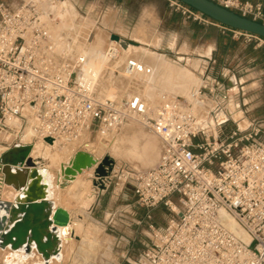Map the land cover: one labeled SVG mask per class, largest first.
<instances>
[{"label":"built area","instance_id":"2783aa9c","mask_svg":"<svg viewBox=\"0 0 264 264\" xmlns=\"http://www.w3.org/2000/svg\"><path fill=\"white\" fill-rule=\"evenodd\" d=\"M64 1L0 2V136L8 137L0 140L2 152L24 145L27 129L34 140L49 138L54 144L84 133L114 132L128 119H137L159 138L160 153L155 166L129 175L135 200L125 209L136 226L142 224L136 219L139 208L147 211L146 220L159 206L170 218L164 226H147L149 239L130 264H264V118L239 128L231 119L241 112L239 105L223 84L210 80L206 69V84L191 98L214 121V130L179 98H165L156 108L137 95L100 100L94 88L78 80L89 60L82 49L87 39L76 28L51 30L59 24L55 6ZM210 1L264 25L260 5ZM168 6L193 22L218 26L233 39L264 43L255 35L208 23L209 18L177 0H168ZM119 56L117 42L104 50L109 63ZM121 69L127 77L152 74L133 58ZM107 180L109 176L95 179L96 187H108ZM3 187L0 178V201L5 200ZM231 224L244 233L233 232Z\"/></svg>","mask_w":264,"mask_h":264},{"label":"rangeland","instance_id":"374dc122","mask_svg":"<svg viewBox=\"0 0 264 264\" xmlns=\"http://www.w3.org/2000/svg\"><path fill=\"white\" fill-rule=\"evenodd\" d=\"M9 1L10 0H0V2L6 3ZM148 4L149 3L146 1L145 5L148 6ZM101 16L102 15H97L96 17L87 18L90 19V22L86 20L88 21V24L79 26H89L90 30L98 29L101 30L100 34L106 35V39L104 37L102 38L107 40V43H104V47L100 46L99 50L101 51H96L92 48V51L95 52L94 55H96V53L98 55L104 54V50L107 45L110 44V42H114L110 39L111 35H117L118 37L122 39L124 38V40L129 41L131 38L130 36L134 32V30H138V32L141 33V35H144L146 40H148V46H146V44V47H137L134 43H128L138 49L141 59H147L148 57L146 56H161L168 58L171 62H174L175 64L185 68L186 70L187 68L192 70V68H197L193 66L194 64L192 62H199L198 60L202 59L200 57L201 54L197 53L198 51H200L198 49H200L201 47L189 50L186 55H183L181 53L185 52V49H180L183 42L186 39H191V37L188 35L189 25L192 23L194 24L191 29L193 30V34H195L194 37H192L194 44H197V41L200 40V31L198 27L209 28L206 40H211L216 35V32L211 24L201 25L181 15L179 18L175 17L174 19H169L170 16L163 13V17L160 19L162 22L160 24L159 18L146 11L145 15L141 17L142 19L139 18V20L141 19L143 21L142 23L139 24L136 22L128 27L121 23L120 17L116 14H114L113 16L111 14L106 15L107 17ZM136 16L137 15H133L134 20L138 18ZM105 17L108 21H105ZM79 19L85 20L83 18ZM102 20L103 22L105 21V23L101 24ZM207 21L208 23L212 22L210 19H208ZM76 23L78 24V20L76 21ZM77 24L75 26H72L71 28L78 29L79 27ZM109 29H111V31H108ZM80 32L81 31H79V34L81 36ZM95 32V30L87 32L86 36H84V39L87 40L85 42L84 40L82 41V44H84V46L82 45L83 51H86V48L88 47L90 48V46L98 39L94 38ZM253 41H255L254 45H259V47L261 48L264 47V43L257 40H252L248 43H251ZM94 55L92 56L93 58L91 57V59H94ZM91 59L90 62L87 63L84 67L83 72L80 74L81 78L79 79L84 83L92 81L93 87L95 89V97L99 98L100 100L110 99L106 98L111 96L105 93V80H107L109 76L110 80L113 79V82L116 83L117 79L122 73V71L120 70L122 65H115L112 70V74H109V72L107 71L101 73L97 71L98 73L94 74V76H91V72H93V70L90 69L91 66H89L92 63ZM106 63L110 64L109 62ZM209 68L210 69L207 75L209 76L210 80H213V82L223 84L225 86L228 79L220 76L222 67L220 68L217 65L214 67V71L216 73H219L218 76L216 75L218 77L217 79L213 77L215 76V74L212 75L211 73V65L209 66ZM191 70L189 71L192 72ZM99 74H102L101 78L98 76ZM197 80L198 79L196 78L192 83L189 84L187 82L186 84H184L186 86L181 88L179 93H177L178 95L176 94L174 95V97L179 98L181 102L186 100L181 93H187V91L191 92L194 86H190L193 85L194 82H197ZM199 80L200 81L198 82V88L206 84L203 83L204 80L202 78V74ZM247 85L248 83L243 84V91H247L249 89V86L246 87ZM240 88L241 86H239L238 89L240 90ZM226 89H232L231 91H233V87L230 86L229 88L226 87ZM126 90L118 89V94L115 95V98L122 99L126 96H129V92L128 90ZM160 91L162 90L159 89L157 93L159 92L160 94ZM230 95L232 96V92H230ZM165 98L171 99L173 97L166 94ZM155 100L158 101L156 102L157 106L162 104L163 102V100L160 98H156ZM231 110L232 107L229 108L230 112H232ZM199 116L203 118L204 114L200 113ZM247 116L246 118H248ZM241 118L242 116L239 111H235V113H232L231 115V119L234 121H244V119ZM86 143L89 145L88 150L85 149ZM160 144L161 143L159 138L149 132L145 127H143L137 119H128L121 128L114 132L105 134L99 131L86 134L84 133L81 140L79 139V141H77L76 143L74 142L67 145L65 151L67 156L66 161H68L69 158L77 151H88L90 152V154L95 155V157H98L99 159L108 157L110 160H112L113 165L109 173V180H107V182H109L108 187H96L93 170L86 172V174L80 177L83 186H88V188L91 189L90 192H93L91 204L93 203L95 197V204H93L92 208H90L91 204L89 207L82 206V199L88 193V188L87 191L86 189L81 190L80 188H77L79 192L83 193L82 195L78 193L76 188H74V190L69 189L70 192H68L69 190H66L67 192L64 190L60 194L61 196L58 205L62 206L71 213L70 215L72 218V225L69 228H71L70 231L74 229V231L76 232H74L76 234V237L71 238L68 242L64 243L61 250V258L58 264H130L139 257L144 246L147 243V240L149 239L147 226L149 224H152L154 227L164 226L170 218V214L165 207L159 206L149 212L150 220H146L147 211L145 209L139 208L138 210H136V219L141 220L142 224L140 226H136L130 214L126 212L127 209H125L126 205L134 204L135 200L133 196V188L129 184V175L134 174L138 171L148 170L155 166L159 158ZM116 146L120 147L118 148V150L114 151L113 148H115ZM1 147L2 145L0 144V149ZM88 173L91 175H89ZM53 174H55V171L53 172ZM69 193L72 194L71 197L69 196ZM73 195H75L74 199H72ZM76 195H80V197H78L77 199ZM74 224H77V226H75ZM0 264L43 263L38 256H35L29 260H24L21 259V254L10 253L8 258L6 259L5 257H3L2 252H0Z\"/></svg>","mask_w":264,"mask_h":264},{"label":"bare ground","instance_id":"6f19581e","mask_svg":"<svg viewBox=\"0 0 264 264\" xmlns=\"http://www.w3.org/2000/svg\"><path fill=\"white\" fill-rule=\"evenodd\" d=\"M55 17H57L56 12H55ZM68 18H71V17H68ZM65 27H66V24H64V26L62 28L59 27L58 30L64 29ZM54 32H56V31H54ZM100 37L96 40V42H94L90 46L91 49L88 47V48H86V51H84V54L89 56V60L87 63L90 62L91 57L95 53L92 51V48L97 51L100 49V46L102 47L104 45V43H107V42H105V39H106L105 37H104L105 39L100 38ZM121 42L124 43V46L121 44ZM121 42H117V44H119V46H120V56L118 57V60L113 62V63L107 64L106 63L107 61L104 58V54L98 55L96 53V55H94L95 57H94V59H91L92 63H91V65H89V66H91V68L88 67V68L93 70V72H91V74H92L91 76H94V74L98 73L97 71H99V73L107 71V72H109V74L110 73L112 74V70H113L114 66L117 64H120V66H121L127 58H133L136 61H138L139 63L143 64L145 67L150 68L152 70V74L151 75H134L132 77H127L124 75L123 70L121 69L122 67H121L120 70L122 71V73H121L119 78L117 77L118 79H117L116 83L113 82V79L110 80L109 76H108L107 80H105L106 82L105 83L103 82L105 89H106L105 93L107 95L111 96V97H106V98L113 99V98H115V95L118 94L117 93L118 89H121V90L127 89L129 92V95H137L147 104V106L149 108L150 107L156 108L157 107L156 102H158L155 100L156 98L157 99L160 98V99L164 100L166 94L174 97V95L179 93L181 88L186 86L184 84H186L187 82L190 84L193 81H195V79L191 76L189 71H187L185 68L175 64L174 62H171L168 58L161 57V56L160 57L150 56L151 57L150 58L149 56L145 55L150 60L148 58H147L148 60L147 59H145V60L141 59L140 55H139L140 52L138 51V49L135 46L130 45L123 40H121ZM112 43H115V41L110 42V44H112ZM110 44H108V45H110ZM99 51H101V50H99ZM197 67H199V66H197ZM103 75H105V74H103ZM98 76L101 78L102 74L101 75L99 74ZM79 78H81V77L79 76ZM78 80H79V83L82 86H84L85 88H87V89L94 88L92 81L84 83V82L80 81V79H78ZM199 81L200 80L198 79L197 82H194L193 85L190 86V87L194 86V88L191 90V92L187 91V93L183 92L181 94L184 96V98L186 99V102L189 105L188 107H186V109L188 111L193 112L196 115L197 119L200 122H202L204 125H206L209 129L214 130V126H215L214 121H212L206 115L205 109L199 108L198 105L196 104V102L191 98L192 92L194 90H196L199 86V84H198ZM201 84H202V82H201ZM185 88H187V87H185ZM116 89H117V91H116ZM159 89L162 90V91H160V94H159V92L157 93V91ZM200 113L204 114L203 118H201L199 116ZM236 121H238V120H236ZM237 123H238V126L240 128H244L247 125V121L245 123L244 121L239 120ZM105 133H110V132H104V134ZM82 135H80L77 138H73L69 141H64V140L63 141H56L54 144H49L47 142L34 140L32 132L28 129L23 133L22 141H23L24 145L30 146V149H31L30 150V156L38 164L39 168L37 169V172H38V176H39V183L41 185H43V190H44L45 196L48 199V201L50 202L52 210L57 206L61 207L60 205H58V202L60 200V196H61L60 194L64 190L66 191L69 189L74 190V188H76V189L80 188L81 190L86 189V191H87L88 186L84 187L83 183L80 180V177H82L83 175L81 176V174H80L74 178H71V177L66 178L62 174V171L60 170V167L61 166L65 167L69 163V161L73 157V155L75 154L74 153L69 158V160L66 161L67 156H66L65 151H66L67 145L74 143V142L76 143L77 141H79V139L81 140ZM5 139H8V137L7 136H0V140H5ZM85 146H86L85 149L88 150L89 145L86 143ZM119 147L120 146H116L115 148H113V150L116 151V150H118ZM84 152H86V151H84ZM0 153H2V147L0 149ZM86 153L90 154V152H88V151ZM90 155L98 161H100L102 159V158L99 159L98 157H95V155H92V154H90ZM8 169L11 171L12 174H14L15 171H19L20 173H22V171H24L23 169L17 168V167H8ZM92 170L93 169H90L87 171H92ZM54 171H55V174H53ZM89 175H91V174H89ZM2 190H3V195H4L3 197L5 198V201L7 203H9L10 206H15L16 202L20 201L22 198V189H20L17 186H9V187L6 186V187H3ZM77 191H78V189H77ZM90 191H91V189L88 188V193L87 194L85 193L86 196L82 199V206H84V207H87V206L89 207L91 202H92L93 192H90ZM68 192H70V190ZM71 193H69L70 197L73 194V193L72 194ZM78 193H80V195L83 194L82 192H79V191H78ZM80 195L79 196L76 195L77 199H78V197H80ZM74 196L75 195H73L72 199H74ZM94 196H95V192H94ZM63 209H65V208H63ZM66 211L68 212V214L70 216V220H69L68 225L66 227H52L51 228L52 232L54 234H56L59 238L60 251H59L58 255L51 257L50 260H48V261H44L43 259L40 258V256H38L34 252V250L30 249L31 246H24L18 251H12L9 248H5V249L0 248V252H2L3 257H5L7 259L8 256L10 255V253L21 254V259H24V260H29L35 256H38L43 264H58L60 261V258H61V250H62L64 243L68 242L69 239L76 237V234H75L76 232L74 231V229H72L70 231L71 228H69V227L72 225V218H71L70 212L68 210H66ZM0 217L2 218L3 225L5 227H8L10 223L8 221L4 222V219H6L9 216L3 209H0ZM78 221H80V220H78ZM74 225L77 226V224H74ZM230 228L233 230V232H235L238 235H242L244 233L242 228L239 226L231 224Z\"/></svg>","mask_w":264,"mask_h":264},{"label":"water","instance_id":"95a60500","mask_svg":"<svg viewBox=\"0 0 264 264\" xmlns=\"http://www.w3.org/2000/svg\"><path fill=\"white\" fill-rule=\"evenodd\" d=\"M190 7L211 21L220 25L246 32L264 39V25L238 14L226 10L210 0H177ZM115 42L124 40L117 35H111ZM125 42L133 43L132 41ZM124 46V43L121 42ZM45 142L51 144V139ZM30 146L15 145L0 153V178L5 186H17L22 189V198L15 206H10L5 200L0 201V209H3L9 217L4 219L10 224L5 227L0 217V248H9L18 251L24 246H31V250L44 261L59 254V238L51 230L52 227H66L70 216L62 207H55L45 196L43 185L39 183L37 169L38 164L30 156ZM112 160L104 157L100 161L84 151H77L69 163L60 167L66 178H74L85 170L93 169L95 179L109 176ZM8 167L21 168L24 171L14 174Z\"/></svg>","mask_w":264,"mask_h":264},{"label":"crops","instance_id":"0c3cea01","mask_svg":"<svg viewBox=\"0 0 264 264\" xmlns=\"http://www.w3.org/2000/svg\"><path fill=\"white\" fill-rule=\"evenodd\" d=\"M146 1L149 3L148 6L145 5ZM239 1L251 3L253 5H260L264 13V0ZM75 9L79 11L80 14H85L88 17H96L97 15H102L101 17H103L110 14L113 16L116 14L120 17L121 23H123L126 27L131 26L136 22L139 24L142 23L143 21L141 20V17L145 15L146 11L159 18L160 24L162 22L160 19L163 17V13L168 14L170 16L169 19L180 17V14L174 13L170 10L168 6V0H65L64 2H60L55 6V12L56 16L59 18V24L58 26H51V30L56 31L59 27L62 28L64 24H66L65 28H71L77 24V20L78 26L88 24V21L86 20L77 19L79 15ZM133 15H137L136 17L138 18L134 20ZM106 17L105 21H108ZM139 18L141 19L139 20ZM105 21L103 22L102 20L101 24L105 23ZM193 25V23L190 24L188 29V35L191 37V39H186L180 47V49H185L184 53L181 52L183 55H186L189 50L193 48L201 47L198 49L200 51L197 53L201 54L200 57L202 60H198L200 62H192L194 64L193 66L199 67L196 69L192 68V70L187 68V70L189 69L192 71L190 72L188 70L191 76H193L194 79H199L205 69L206 73H208L210 69L209 66L211 65V73L212 75L215 74L213 77L217 79L219 73L214 71V67L216 65L220 68L222 67L220 76L228 79L227 83L225 84L227 88H229V86L233 87V91L230 89L228 90V93L230 95V92H232V96L235 101L234 103L238 104L241 112H243L244 121H247L248 124L249 120L263 119L264 47L261 48L259 45H254L255 41L248 43L243 39H233L229 35H223L221 29L216 25H212L216 35L211 40H206L209 28L198 27L200 31V40L197 41V44H194L192 37H194L195 34H193V30H191ZM78 29L81 31L80 33L83 39L87 32L94 30L96 31L94 38H99L100 36V38H106V35L100 34L101 30H90L89 26H82ZM108 31H111V29ZM130 37L131 38L129 41H132L135 46L143 47L146 44V46H148V40H146L145 36L141 35L138 30H134ZM106 41L107 40H105V42ZM246 83H248L246 87L249 86V89L247 91H243L244 87L242 86ZM239 86H241L240 90L238 89ZM245 115H248V118H246ZM86 172L88 171L86 170L81 173V176L86 174ZM93 204H95V198L90 208L93 207Z\"/></svg>","mask_w":264,"mask_h":264}]
</instances>
